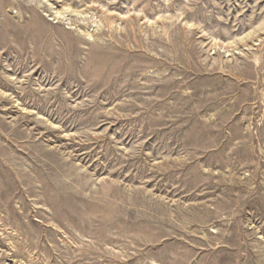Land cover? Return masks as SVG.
Wrapping results in <instances>:
<instances>
[{
	"label": "rangeland",
	"instance_id": "374dc122",
	"mask_svg": "<svg viewBox=\"0 0 264 264\" xmlns=\"http://www.w3.org/2000/svg\"><path fill=\"white\" fill-rule=\"evenodd\" d=\"M0 264H264V0H0Z\"/></svg>",
	"mask_w": 264,
	"mask_h": 264
}]
</instances>
